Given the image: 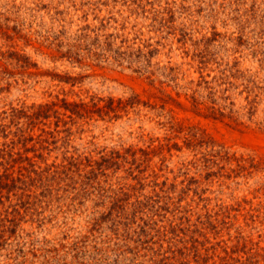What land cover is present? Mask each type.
Here are the masks:
<instances>
[{
	"label": "rangeland",
	"instance_id": "1",
	"mask_svg": "<svg viewBox=\"0 0 264 264\" xmlns=\"http://www.w3.org/2000/svg\"><path fill=\"white\" fill-rule=\"evenodd\" d=\"M0 264H264V0H0Z\"/></svg>",
	"mask_w": 264,
	"mask_h": 264
}]
</instances>
